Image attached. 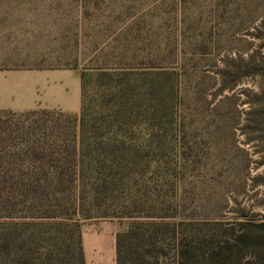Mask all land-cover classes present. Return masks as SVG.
<instances>
[{
	"label": "trees",
	"instance_id": "1",
	"mask_svg": "<svg viewBox=\"0 0 264 264\" xmlns=\"http://www.w3.org/2000/svg\"><path fill=\"white\" fill-rule=\"evenodd\" d=\"M130 66L83 68L77 114L0 111V264H84L80 225L112 206L116 264H264V234L177 223L194 90L182 68Z\"/></svg>",
	"mask_w": 264,
	"mask_h": 264
},
{
	"label": "rangeland",
	"instance_id": "2",
	"mask_svg": "<svg viewBox=\"0 0 264 264\" xmlns=\"http://www.w3.org/2000/svg\"><path fill=\"white\" fill-rule=\"evenodd\" d=\"M31 1L35 52L5 70L79 76L95 66L182 68L181 83L194 93L183 100L178 136L194 172L180 187L177 223L207 225L225 240L263 235L245 225H264V0ZM114 207L89 220L111 219L125 230L128 219H112ZM256 257L247 251L248 264H263Z\"/></svg>",
	"mask_w": 264,
	"mask_h": 264
},
{
	"label": "crops",
	"instance_id": "3",
	"mask_svg": "<svg viewBox=\"0 0 264 264\" xmlns=\"http://www.w3.org/2000/svg\"><path fill=\"white\" fill-rule=\"evenodd\" d=\"M32 5L36 3L31 0H0V110L23 112L44 108L77 114L80 80L75 72L5 70L10 61L27 62V53L35 52L28 46L35 45L38 36L27 33L28 22H33L36 13ZM117 227L111 219L81 223L84 264H116Z\"/></svg>",
	"mask_w": 264,
	"mask_h": 264
}]
</instances>
